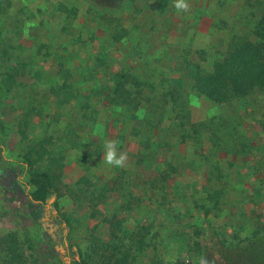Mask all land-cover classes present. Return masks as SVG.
<instances>
[{"label": "rangeland", "instance_id": "obj_1", "mask_svg": "<svg viewBox=\"0 0 264 264\" xmlns=\"http://www.w3.org/2000/svg\"><path fill=\"white\" fill-rule=\"evenodd\" d=\"M176 2L0 0V264H201L208 224L264 240V87L220 104L194 79L257 41L264 0ZM37 170L58 196L34 200Z\"/></svg>", "mask_w": 264, "mask_h": 264}, {"label": "trees", "instance_id": "obj_2", "mask_svg": "<svg viewBox=\"0 0 264 264\" xmlns=\"http://www.w3.org/2000/svg\"><path fill=\"white\" fill-rule=\"evenodd\" d=\"M254 33L257 41L245 40L236 43L228 55L215 62L208 72L194 71L196 89L201 95L222 104L235 97L246 96L256 88L264 87V19L257 23ZM126 79L128 78L125 76L123 82ZM119 89L129 93L126 89ZM124 101H128L127 98H124ZM89 104L88 101L84 106ZM27 163L33 166L34 160L27 158ZM29 184L34 187L30 193L34 200L44 199L51 192L58 196V187L53 181V175L47 170L33 171ZM205 228L207 241L204 247L200 248L201 264H264V240L259 239L257 231L248 237L238 238L234 245L226 247L217 238L213 225L208 224ZM67 264L85 263L81 255H73Z\"/></svg>", "mask_w": 264, "mask_h": 264}, {"label": "clouds", "instance_id": "obj_3", "mask_svg": "<svg viewBox=\"0 0 264 264\" xmlns=\"http://www.w3.org/2000/svg\"><path fill=\"white\" fill-rule=\"evenodd\" d=\"M176 11L186 12L187 6L184 0H177L174 4ZM126 153L118 152L115 141H107L103 146V162L108 166L121 167L126 160Z\"/></svg>", "mask_w": 264, "mask_h": 264}, {"label": "flooded vegetation", "instance_id": "obj_4", "mask_svg": "<svg viewBox=\"0 0 264 264\" xmlns=\"http://www.w3.org/2000/svg\"><path fill=\"white\" fill-rule=\"evenodd\" d=\"M95 1L97 4L101 3L102 5H105L106 7L114 8L118 5L120 0H91Z\"/></svg>", "mask_w": 264, "mask_h": 264}]
</instances>
